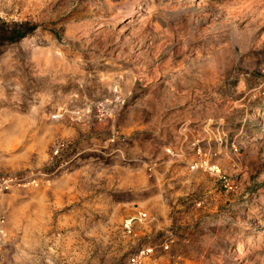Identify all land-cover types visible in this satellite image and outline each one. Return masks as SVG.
Instances as JSON below:
<instances>
[{"label":"clouds","instance_id":"clouds-1","mask_svg":"<svg viewBox=\"0 0 264 264\" xmlns=\"http://www.w3.org/2000/svg\"><path fill=\"white\" fill-rule=\"evenodd\" d=\"M177 255L264 264V0H0V264Z\"/></svg>","mask_w":264,"mask_h":264},{"label":"rangeland","instance_id":"rangeland-1","mask_svg":"<svg viewBox=\"0 0 264 264\" xmlns=\"http://www.w3.org/2000/svg\"><path fill=\"white\" fill-rule=\"evenodd\" d=\"M183 260L184 264H189V262L186 260V258H183L179 255L176 256V260L174 261H169L168 264H176V261Z\"/></svg>","mask_w":264,"mask_h":264}]
</instances>
